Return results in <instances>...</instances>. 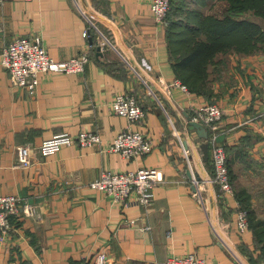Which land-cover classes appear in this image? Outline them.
<instances>
[{
    "label": "crops",
    "instance_id": "0c3cea01",
    "mask_svg": "<svg viewBox=\"0 0 264 264\" xmlns=\"http://www.w3.org/2000/svg\"><path fill=\"white\" fill-rule=\"evenodd\" d=\"M174 3L217 18L230 7L228 0ZM237 18L264 33L263 15ZM86 31L93 37L86 38ZM28 35L41 36L57 61L87 52L85 72L41 74L34 96L13 86L1 54ZM103 37L110 43L98 51L92 43ZM172 51L168 28L157 21L149 0H0V196L16 195L37 210L17 219L0 245V264H67L98 254L108 255L111 264H161L192 253L209 264H251L253 236L237 230L236 196L264 214V41L249 51L233 46L218 53L206 77L179 75ZM127 93L140 98L147 113L143 123L109 109ZM209 104L225 111L215 133L228 150L235 190L229 208L209 180L213 167L202 150L208 139L190 123ZM131 129L149 135L153 151L126 160L106 150ZM64 132L99 133L103 148L75 144L47 157L37 149L31 166H18L19 147H39ZM139 169L161 175L151 211L117 203L90 186L104 171ZM197 190L200 198L193 195Z\"/></svg>",
    "mask_w": 264,
    "mask_h": 264
},
{
    "label": "built area",
    "instance_id": "2783aa9c",
    "mask_svg": "<svg viewBox=\"0 0 264 264\" xmlns=\"http://www.w3.org/2000/svg\"><path fill=\"white\" fill-rule=\"evenodd\" d=\"M157 21L168 26L167 21L171 10L172 0H149ZM86 38L93 37L91 31L84 33ZM96 40V39H95ZM110 41L103 37L97 39L92 46L102 47ZM89 62L87 52L68 60L57 61L45 47L43 38L39 35L21 36L6 46L1 54L2 66L9 72L13 86L22 88L32 96L36 95L40 85V75L51 72L81 74L86 70ZM176 85L188 91L180 81ZM109 109L120 116L127 118L131 123H143L146 120V110L140 98L134 93L117 96L109 104ZM224 109L218 104H209L197 109L191 121L199 122L211 130L207 142L210 147V160L213 175L210 182L218 188V196L226 207H230V197L235 194L231 181L229 158L226 148L217 142L216 125L224 117ZM79 145L81 147H101L103 139L99 133L81 132L77 135L57 133L52 138L43 141L39 147L27 144L19 147L18 166L27 168L32 165L33 155L38 149L42 156L57 153L64 146ZM109 152L120 153L126 160L145 156L153 151V139L138 130L120 132L116 138L105 145ZM162 181L159 172L153 169H139L137 171H104L90 186L104 192L115 202L127 206L137 205L151 211L155 202V188ZM198 189L200 181L193 179ZM194 197H201L200 190L193 193ZM237 230L241 234L250 231V221L246 210L237 202ZM26 212L28 216H36V207L23 201L16 195L0 196V245L6 243L15 229L17 219ZM148 229V228H146ZM67 264H111L108 255L98 254L94 257H85L80 261H71ZM161 264H209L197 253L184 256H171ZM244 264V263H241Z\"/></svg>",
    "mask_w": 264,
    "mask_h": 264
},
{
    "label": "trees",
    "instance_id": "16d2710c",
    "mask_svg": "<svg viewBox=\"0 0 264 264\" xmlns=\"http://www.w3.org/2000/svg\"><path fill=\"white\" fill-rule=\"evenodd\" d=\"M228 1L230 2L229 14L224 18H217L207 16L199 10L177 6L172 0L167 28L171 48L176 50L172 51V56L179 75L190 71L198 77H206L208 66L218 53L226 52L233 46L241 51H249L257 45L258 41H264L261 26L237 18L244 14L264 16V0ZM181 80L187 85L184 77H181ZM187 87L189 88V85ZM226 151H228L227 148ZM230 176L233 182L231 172ZM236 197L249 216L250 232L253 236V251L248 255L250 263L264 264V219L257 217L248 198L242 197L239 193Z\"/></svg>",
    "mask_w": 264,
    "mask_h": 264
},
{
    "label": "water",
    "instance_id": "95a60500",
    "mask_svg": "<svg viewBox=\"0 0 264 264\" xmlns=\"http://www.w3.org/2000/svg\"><path fill=\"white\" fill-rule=\"evenodd\" d=\"M97 49L98 51H101V47H97ZM190 123L193 127L197 129L200 138L206 139V140L209 138V130L204 125H202L199 122L191 121V119H190ZM202 150L204 153V160L208 161L210 158V149H209V144L207 141L203 143Z\"/></svg>",
    "mask_w": 264,
    "mask_h": 264
},
{
    "label": "rangeland",
    "instance_id": "374dc122",
    "mask_svg": "<svg viewBox=\"0 0 264 264\" xmlns=\"http://www.w3.org/2000/svg\"><path fill=\"white\" fill-rule=\"evenodd\" d=\"M231 181H232V180H231ZM232 184H233V182H232ZM263 216H264V214H261V213H260V214H257V217H258L259 219H264ZM246 264H247V262H246Z\"/></svg>",
    "mask_w": 264,
    "mask_h": 264
}]
</instances>
